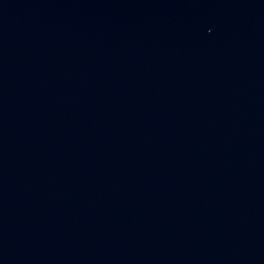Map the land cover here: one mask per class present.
Instances as JSON below:
<instances>
[{"label": "water", "instance_id": "water-1", "mask_svg": "<svg viewBox=\"0 0 264 264\" xmlns=\"http://www.w3.org/2000/svg\"><path fill=\"white\" fill-rule=\"evenodd\" d=\"M0 264H264V0H0Z\"/></svg>", "mask_w": 264, "mask_h": 264}]
</instances>
